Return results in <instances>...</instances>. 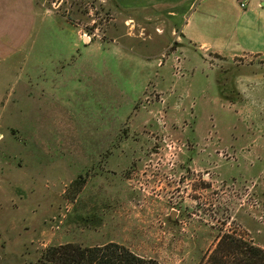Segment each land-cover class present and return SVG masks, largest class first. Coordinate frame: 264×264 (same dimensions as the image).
Wrapping results in <instances>:
<instances>
[{"label":"rangeland","instance_id":"obj_1","mask_svg":"<svg viewBox=\"0 0 264 264\" xmlns=\"http://www.w3.org/2000/svg\"><path fill=\"white\" fill-rule=\"evenodd\" d=\"M44 1L37 29L117 27L118 44L66 61L56 38L0 64V188L20 186L0 189V264L111 242L203 264L226 233L264 249V60L172 53L170 31L124 38L102 0Z\"/></svg>","mask_w":264,"mask_h":264},{"label":"crops","instance_id":"obj_2","mask_svg":"<svg viewBox=\"0 0 264 264\" xmlns=\"http://www.w3.org/2000/svg\"><path fill=\"white\" fill-rule=\"evenodd\" d=\"M104 3L126 17L124 38L155 41L153 33L164 36L170 31L173 41L166 48L176 45L172 53L192 51L204 58L213 53L230 59L253 56L264 60V0H104ZM42 8H46L44 0H0V64L19 54H35L37 46L53 49L56 38L67 54L66 61L73 59L74 51L83 44L86 52L104 49L110 41L118 44L116 38L112 39L117 27H112L111 37L105 41L99 40L97 34L91 41L87 40L81 25L60 20L59 31H41L36 28V21ZM47 11L54 16L51 10ZM138 27L140 34L136 32ZM158 65L163 63L159 61ZM19 187L11 180L5 181L0 189L13 197ZM33 187L28 190L33 192Z\"/></svg>","mask_w":264,"mask_h":264},{"label":"trees","instance_id":"obj_3","mask_svg":"<svg viewBox=\"0 0 264 264\" xmlns=\"http://www.w3.org/2000/svg\"><path fill=\"white\" fill-rule=\"evenodd\" d=\"M38 264H160L111 242L83 247L74 243L47 248ZM203 264H264V249L236 234L222 235Z\"/></svg>","mask_w":264,"mask_h":264},{"label":"built area","instance_id":"obj_4","mask_svg":"<svg viewBox=\"0 0 264 264\" xmlns=\"http://www.w3.org/2000/svg\"><path fill=\"white\" fill-rule=\"evenodd\" d=\"M102 2L104 3V0H102ZM242 6H244V5H242ZM95 35H96V33H93V34H89L88 32H85V34H84V37H85V39H87V40H92L94 37H95ZM2 137V136H1Z\"/></svg>","mask_w":264,"mask_h":264}]
</instances>
